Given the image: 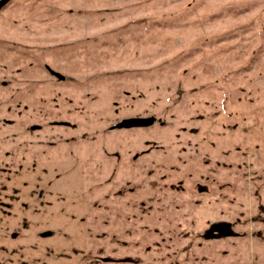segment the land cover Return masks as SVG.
I'll return each mask as SVG.
<instances>
[{
	"label": "rangeland",
	"instance_id": "rangeland-1",
	"mask_svg": "<svg viewBox=\"0 0 264 264\" xmlns=\"http://www.w3.org/2000/svg\"><path fill=\"white\" fill-rule=\"evenodd\" d=\"M0 264H264V0L0 7Z\"/></svg>",
	"mask_w": 264,
	"mask_h": 264
},
{
	"label": "water",
	"instance_id": "water-1",
	"mask_svg": "<svg viewBox=\"0 0 264 264\" xmlns=\"http://www.w3.org/2000/svg\"><path fill=\"white\" fill-rule=\"evenodd\" d=\"M8 0H1L0 1V7H2ZM54 76H56L58 79H63V76L56 73L52 72ZM154 119L153 118H132V119H126L121 121L119 126L122 127H133V126H150L153 124Z\"/></svg>",
	"mask_w": 264,
	"mask_h": 264
},
{
	"label": "flooded vegetation",
	"instance_id": "flooded-vegetation-1",
	"mask_svg": "<svg viewBox=\"0 0 264 264\" xmlns=\"http://www.w3.org/2000/svg\"><path fill=\"white\" fill-rule=\"evenodd\" d=\"M52 75V71H49ZM123 121V120H122ZM209 237L214 239H219L223 237L234 236L235 233L230 229L228 225H216L213 227L212 231L208 233Z\"/></svg>",
	"mask_w": 264,
	"mask_h": 264
}]
</instances>
